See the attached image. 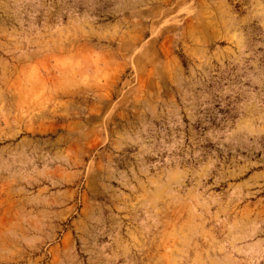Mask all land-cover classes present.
I'll use <instances>...</instances> for the list:
<instances>
[{
  "label": "rangeland",
  "instance_id": "374dc122",
  "mask_svg": "<svg viewBox=\"0 0 264 264\" xmlns=\"http://www.w3.org/2000/svg\"><path fill=\"white\" fill-rule=\"evenodd\" d=\"M0 264H264V0H0Z\"/></svg>",
  "mask_w": 264,
  "mask_h": 264
}]
</instances>
